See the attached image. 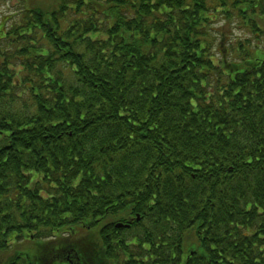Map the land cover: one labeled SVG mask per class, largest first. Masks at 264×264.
<instances>
[{"label":"trees","instance_id":"trees-1","mask_svg":"<svg viewBox=\"0 0 264 264\" xmlns=\"http://www.w3.org/2000/svg\"><path fill=\"white\" fill-rule=\"evenodd\" d=\"M6 21L0 254L19 252L0 264L40 259L27 234L77 264H264V0H55Z\"/></svg>","mask_w":264,"mask_h":264},{"label":"rangeland","instance_id":"rangeland-1","mask_svg":"<svg viewBox=\"0 0 264 264\" xmlns=\"http://www.w3.org/2000/svg\"><path fill=\"white\" fill-rule=\"evenodd\" d=\"M54 1L55 0H0V24H6V20L8 17L12 16V14L18 10V5L20 3L24 4V5H27V7H31V8H36V9H40V10H48V9H51L52 7H54ZM263 29H264V26H263ZM230 30L226 33V37L227 35L229 34ZM250 39V35H247L246 33H244L243 31L241 30H235L233 32V34H231L229 36V41L231 44H237L239 42H245V40H248ZM227 40V39H226ZM256 45V42H251L250 44V49H254V46ZM229 46V44H228ZM256 58H260V59H264V50H258V49H254L253 51V55H252V59H256ZM82 236H86L84 235L83 231H80L79 234H78V237H82ZM15 238V237H13ZM18 241L16 240H12L10 242V248L12 247V250L10 253H6V254H0V259L4 260V261H8L9 258L11 257V255L13 256V252H19L17 247V243ZM25 244L26 245V248H28L27 246L28 245H31V244H37V243H33V242H30L28 240H25L23 241L22 243H20V245H23ZM39 246H43L41 247L42 250H44L43 254L41 255L40 259L37 260V259H34L32 261V263L30 264H47V262L45 261V257L44 256L46 254L49 253V251L53 248L49 246V244H45V243H38ZM22 253V252H20ZM24 254V253H22ZM29 254V256L27 255ZM25 255L27 257H29L30 260H32L33 258V255L30 254L29 251L26 250L25 252ZM14 257V256H13ZM60 259V256H57L55 258V261H59ZM42 260V261H41ZM51 263V262H50Z\"/></svg>","mask_w":264,"mask_h":264},{"label":"flooded vegetation","instance_id":"flooded-vegetation-1","mask_svg":"<svg viewBox=\"0 0 264 264\" xmlns=\"http://www.w3.org/2000/svg\"><path fill=\"white\" fill-rule=\"evenodd\" d=\"M58 252H59V249H57L56 246H54L48 254H46L44 256L45 258V261L47 262V264H57L56 261H55V258L58 256ZM51 262V263H50Z\"/></svg>","mask_w":264,"mask_h":264}]
</instances>
